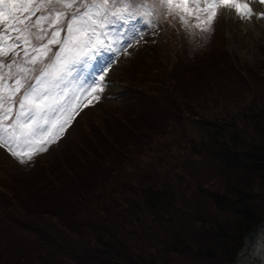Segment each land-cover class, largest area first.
Instances as JSON below:
<instances>
[{"label":"trees","instance_id":"trees-1","mask_svg":"<svg viewBox=\"0 0 264 264\" xmlns=\"http://www.w3.org/2000/svg\"><path fill=\"white\" fill-rule=\"evenodd\" d=\"M188 59L182 78L172 73L174 68L169 67V61H160L153 71L156 76L148 75L147 81L154 84L151 90L161 94L167 89L170 94L176 90L177 96L185 93L189 97L196 92L189 74L195 68L196 57ZM164 78L171 81L169 88L164 85ZM137 94L146 97L145 93H136L134 97ZM170 94L162 95L171 100L167 111H160L159 103H154L156 106L143 102L139 110L115 117L131 134L122 141H114V149L104 144L103 150L92 152L94 172L87 173L86 168L82 175L69 168L56 177L57 184L26 185L29 195L35 196L36 192L43 197L41 207L15 202V198L19 200L16 184L10 199L1 200L5 205L2 210L0 207V261L177 264L190 254L203 253L206 261L220 255L233 259L245 233L264 218V109H245L250 127L246 123L238 126V122L228 120L226 113V121L216 122L206 130L202 128L198 145L187 140L183 155L165 154L167 159L155 172L148 167L142 173L131 171L126 182L118 183L114 173L123 171H117L114 161H108L107 156L130 162L125 159L129 155L125 150L137 147L144 137L152 138L150 128H156L154 132L161 137L168 134L164 131L167 120L163 118L168 117V111L172 113L171 106L176 113L188 105L178 103ZM191 98L198 103V97ZM157 112L161 116L157 117ZM137 118L141 121H135ZM207 123L206 119L204 124ZM202 125V121L197 124ZM99 174L105 181H112L113 188L104 190L105 185L97 180ZM20 208L56 219L61 225L53 227V222L55 230L45 231L38 226L42 223L28 221ZM140 230L149 232L138 233Z\"/></svg>","mask_w":264,"mask_h":264},{"label":"rangeland","instance_id":"rangeland-1","mask_svg":"<svg viewBox=\"0 0 264 264\" xmlns=\"http://www.w3.org/2000/svg\"><path fill=\"white\" fill-rule=\"evenodd\" d=\"M141 27L142 29L145 28V26ZM158 32L159 29L155 33L146 34L143 41L133 44L145 45L136 51L138 53H133L129 58L126 53H121L105 78L106 83L112 81V87L116 85L111 88L112 91H121L125 82L128 89L134 91L131 96L136 93H143V95L145 93L146 97L137 94L132 100L130 98L129 100H121L125 96L128 97L129 94L123 96L108 95L107 97V92L104 91L100 101L94 102L91 106L80 111L57 143L52 144L47 152L35 156L27 164L19 163L16 158L17 165L12 164L0 151L1 210L5 205L2 202L3 199H10V192H14L16 184L19 191V194L16 195L19 200L15 198V202L19 205L22 203L29 204L35 208L34 206H40V200L43 197L36 192H33L35 196L29 195L30 193L26 191V185L30 187L41 185L44 182H51V185L57 184L56 177L68 171L69 168L79 171L82 175L86 168L87 173L94 172L95 161L92 159V152L99 148L103 150L104 144L114 149V141H122L131 134L130 130H126L120 123H117L116 116L139 110L143 102L159 103L160 111L169 110L168 105L171 100L162 97L164 94H170L168 89L162 94L158 91L154 92L151 90L154 84L147 81L148 75L156 76L153 71L158 64H161L160 61H169V67L176 70H173L172 73L182 78L186 75L188 64L185 63L189 61L188 58L196 57L193 61L197 70L192 68L189 71V74H192L190 84L194 86L196 92H192L190 97L185 93L177 96L174 93L176 90L170 94L178 103H188L187 108L175 113L174 108L170 105L173 109L172 113L168 111L166 115L168 117L163 118L167 120V127L164 128V131L168 134L161 137L154 132L156 128H150L151 134L149 135L152 138L147 137L146 140L144 137L140 139L137 147L125 150L129 153L125 159L130 162L122 158L116 159L107 156L108 161H114L113 166H117V171H123L114 173L118 183L126 182L131 176L129 175L131 171L142 173L148 167L151 172H155L157 167L163 165L167 159L164 158L165 154L183 155V147L188 145L187 140L198 145L200 135L203 133L202 128L206 130L210 125L214 126L216 122L226 121V113L229 117L228 120L232 119V121L238 122V126L243 127L245 123L248 127L251 126L252 123L248 121L250 116L245 109H249L250 106L264 109V19L253 17L251 22L242 21L235 18V15L229 18V11L221 10L213 32L203 34L206 35V39L195 42L184 33L173 35L167 40L164 37L161 38V34ZM156 41L158 42L156 43ZM170 82L164 78V85L168 88ZM191 97H198V103L196 104ZM154 105L157 106V104ZM161 114V112L155 113L157 117ZM232 115L235 116V119ZM206 119L209 120V123L204 124ZM135 121H141V118H137ZM201 121L203 125L197 126ZM36 158L38 159L33 165ZM172 161L175 162V159ZM32 165L33 167L28 172L19 170ZM108 166L109 163L107 168ZM99 176L97 180L105 185L104 190L109 191L111 187L113 188L114 183L112 181H105L100 174ZM36 182L38 184H32ZM51 185L47 187L48 190ZM4 203L8 204V202ZM20 209L24 211L22 208ZM24 213L27 214L25 216H28L26 219L33 224L42 223L38 226L43 227L45 231H53L55 230L53 227H60L61 225L56 219L36 216L27 210ZM27 220L24 221L28 222ZM53 222L56 223V226L52 225ZM140 232L149 231H138V233ZM136 246H139V242L136 243ZM244 251L246 249L243 250V253ZM205 254L198 256L190 254L186 258L180 259L177 264H232L236 259L235 256L233 259L227 260V257L220 255L219 258L206 261L203 260ZM0 264L13 263L0 261Z\"/></svg>","mask_w":264,"mask_h":264},{"label":"snow or ice","instance_id":"snow-or-ice-1","mask_svg":"<svg viewBox=\"0 0 264 264\" xmlns=\"http://www.w3.org/2000/svg\"><path fill=\"white\" fill-rule=\"evenodd\" d=\"M252 3L264 0H0V147L31 162L101 100L133 42L171 20L206 39L221 10L264 19Z\"/></svg>","mask_w":264,"mask_h":264},{"label":"bare ground","instance_id":"bare-ground-1","mask_svg":"<svg viewBox=\"0 0 264 264\" xmlns=\"http://www.w3.org/2000/svg\"><path fill=\"white\" fill-rule=\"evenodd\" d=\"M255 10L257 12L264 11V5L256 3ZM234 15L233 12H229V18L234 17ZM237 264H264V229L256 238L253 247L246 248V251L240 255Z\"/></svg>","mask_w":264,"mask_h":264},{"label":"water","instance_id":"water-1","mask_svg":"<svg viewBox=\"0 0 264 264\" xmlns=\"http://www.w3.org/2000/svg\"><path fill=\"white\" fill-rule=\"evenodd\" d=\"M264 229V221L261 222L258 227H256L252 232H250L246 238H245V241H244V244H243V248L242 250L240 251L239 255H238V258L236 259L235 261V264L237 262V260L239 259L240 255L243 254V250H245L246 248L247 249H250L253 247V244L256 240V238L259 236L260 232H262Z\"/></svg>","mask_w":264,"mask_h":264}]
</instances>
